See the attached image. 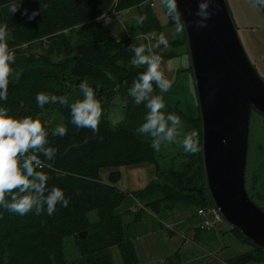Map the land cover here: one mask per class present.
I'll return each instance as SVG.
<instances>
[{
	"label": "trees",
	"instance_id": "1",
	"mask_svg": "<svg viewBox=\"0 0 264 264\" xmlns=\"http://www.w3.org/2000/svg\"><path fill=\"white\" fill-rule=\"evenodd\" d=\"M11 3L12 0H0V26H6L8 46L18 54L11 65L14 74L10 77L8 99L0 101V106L8 108L10 114L17 118L31 117L42 123L47 121L46 115L51 109L68 112L70 117H67L64 125L68 131L63 137L52 136L54 129L47 121L50 146L56 148L57 152L51 160L38 154L44 161V167L37 170L48 175L50 186L63 188L71 199L67 208L58 205L52 216L46 212L20 216L0 209V264H66L65 243L72 236L78 239L77 248L82 256L78 259L79 264H83L84 260H89L90 264H114L113 260L102 262L96 258L110 251L114 245L120 247L124 264H139L132 227L141 218L136 216L133 222H126L124 212L120 210L136 197L114 184L105 183L100 177V170L103 167L150 161L165 177L168 167L160 162L157 151L151 147V140L136 131L144 122V115L137 106L133 107L135 104L128 95V89L139 74L146 71V67L127 69L126 63L133 57L129 46L134 42L127 38L124 31L115 37L96 18L113 8L118 11L136 8L138 16L147 17L142 24L138 23L141 32L159 33L163 31V25L148 0H118L117 5L115 0H24L20 11L14 15L8 11ZM42 3L44 10L35 20L28 21L21 14L24 8L30 12L40 9ZM41 40L53 45L51 53L57 54L58 61L45 54H29L20 47ZM162 46L156 49L161 60L174 55L172 50L161 53L159 49ZM79 79L87 80L93 87L99 86L98 96L104 102L113 87L125 100L130 98L125 119L114 126L104 116L98 132L71 124L72 100L82 99V95L72 88L73 85L78 86L76 82ZM153 87L154 94L162 95L168 108L173 109L183 119L182 122L193 121L195 116L188 115L181 108L184 102L182 97L174 98V103L170 104L166 100L170 95L164 96L155 84ZM40 92L65 96L68 105L49 103L41 109L36 103V95ZM195 120L198 121L194 131L196 151L198 164L202 167L200 114ZM193 177L200 181L199 170ZM161 191L165 192L164 195L160 194ZM139 196H146L149 201L145 205L155 210H160L164 201L197 202L200 208L207 206L210 199L214 205L209 193L208 200L203 202L195 193L180 191L166 180L152 184L145 192H139ZM93 212L96 216H93ZM84 229L88 230V236L81 240L79 233ZM232 229L258 251H264L237 228ZM253 261H264V254L246 251L228 260V263L246 264Z\"/></svg>",
	"mask_w": 264,
	"mask_h": 264
},
{
	"label": "rangeland",
	"instance_id": "2",
	"mask_svg": "<svg viewBox=\"0 0 264 264\" xmlns=\"http://www.w3.org/2000/svg\"><path fill=\"white\" fill-rule=\"evenodd\" d=\"M227 1L245 49L251 61L264 78V8L255 6L254 0ZM158 10V17L163 25V31L161 33L168 40V45L165 49L172 50L174 53L173 56L168 55L161 63V70L164 72L166 78L172 82V88L168 92L163 93V95H170V97H166V100L170 104H173V94L175 93L173 90L174 83L182 84L184 88L182 89V101L184 102L181 104V108L188 115L195 116L192 122H182L181 138H183V135H194L195 124L198 123L195 119L200 114L197 91L191 72L188 41L187 38L185 39L184 27L179 29V26L173 20L171 21L166 14L163 0L159 2ZM119 14L120 16L111 15L109 18H105L101 26L108 28L110 33L115 37H119L121 31H124L127 38L133 40L135 44H149L145 35H150V33H143L138 29L136 19L138 17L137 9L131 8L129 10H123ZM20 47L29 54H35V56L45 54L47 57L58 61L57 54L51 53L53 51V45L51 44L50 46L49 42L45 40L32 44H23ZM155 51L156 48L154 49ZM17 54L16 51L15 55L17 56ZM132 58L126 63L127 69L129 67L137 68L131 64ZM119 64L123 63L119 62ZM145 67L147 66H141L137 69ZM178 89H180V86ZM72 102L74 101L72 100ZM172 112L174 113L175 111L173 109L170 110V107L168 108L167 106L166 114ZM67 117H70L68 112L58 111L57 109L49 110L46 115L47 121L52 124L54 130L58 125H65L67 123ZM109 121L111 122L110 119ZM250 129V150L253 153L255 147L259 146V144L264 146L263 119L255 111L252 113ZM145 137L151 140L150 137ZM188 153H191V150L186 152L178 144L162 146L161 151L157 152L162 164L169 167L173 166L174 168H178L179 162L181 161H189ZM250 166L251 152L248 161V170ZM113 172H116V174ZM100 177L105 183L114 184L124 192L128 194L132 193V197H136L132 198L131 202H127L120 210L124 212V220L126 222H133L137 217L141 218L132 227V232L135 235L133 241L139 264H229L228 260L246 251H255L259 255L264 254V251H258L254 245L241 239L233 231V226L224 218L218 223L217 228L200 231L196 237V224L194 222L201 220L196 215L198 210L197 202L179 203L178 200L173 203L171 201H164L161 204L160 210L146 206L145 204L149 200L146 196L140 197L139 192H145L152 184L162 183V181L166 180L162 171L159 172L153 162L140 161L121 166L103 167L100 170ZM263 181L261 177L257 183V190L260 192L262 191ZM247 186L250 190L252 187L251 180ZM164 193L163 191L160 192L161 195H164ZM262 197L264 198V192L262 193ZM137 203L141 204L138 208L136 207ZM261 203L264 205V200ZM206 205L212 206L210 199ZM92 214L96 216L95 212ZM79 239L81 238L79 237ZM77 242L78 239L75 236L66 239V264H79L78 259L82 256L78 252ZM110 253L114 264H124L118 245L112 246ZM83 264H90V261L84 260ZM246 264H264V261H253Z\"/></svg>",
	"mask_w": 264,
	"mask_h": 264
},
{
	"label": "clouds",
	"instance_id": "3",
	"mask_svg": "<svg viewBox=\"0 0 264 264\" xmlns=\"http://www.w3.org/2000/svg\"><path fill=\"white\" fill-rule=\"evenodd\" d=\"M24 0H12L8 11L14 15L20 11ZM180 0H163L166 14L174 23L182 29L181 13L178 5ZM213 0H200L196 9L195 25L207 26L209 18L213 15ZM255 6L264 8V0H254ZM44 10V5L40 9L29 11L24 8L22 15L28 21L35 20ZM137 22L142 24L147 19L146 16H138ZM9 33L6 26H0V101L8 99V89L10 77L14 74L11 67L15 63L16 55L7 43ZM149 41L153 37H147ZM161 45L167 47L168 40L161 34L155 44L137 45L133 43L129 46V51L133 53L131 64L134 67L147 66L146 71L139 74L133 85L128 89V95L135 105H144L147 114L144 122L136 129L138 134L151 138V147L157 152L162 146L178 144L184 151L193 150V136L187 134L182 136V120L175 113H167V105L162 95L154 94L153 85L166 93L172 88V82L166 78L161 70V57L155 54L154 49ZM98 87H93L87 80H81L77 85H73V91L82 95V99H76L71 103L70 123L78 128L91 129L98 132L105 116L102 98L98 96ZM36 103L43 109L46 104L68 105V98L55 94L40 92L36 95ZM125 119L122 112L111 117L115 126ZM48 122L42 123L39 119L31 117L17 118L10 114L6 107L0 106V209H5L11 213L25 216L29 213L40 215L44 212L52 216L57 211V206L67 208L70 197L61 187L50 186L49 177L42 169L44 161L38 154H42L51 160L57 149L50 146ZM67 128L58 125L51 133L52 136L67 135Z\"/></svg>",
	"mask_w": 264,
	"mask_h": 264
},
{
	"label": "water",
	"instance_id": "4",
	"mask_svg": "<svg viewBox=\"0 0 264 264\" xmlns=\"http://www.w3.org/2000/svg\"><path fill=\"white\" fill-rule=\"evenodd\" d=\"M199 2L180 0L178 8L202 119L203 166L200 181L193 178L195 188L166 181L203 202L209 193L224 219L264 248V209L252 200L246 183L251 112L264 115V78L245 49L228 1L213 0V15L207 26L198 28L193 21ZM176 84L173 98L182 97L184 89ZM87 236V230L79 233L82 240ZM96 258L112 260L110 251Z\"/></svg>",
	"mask_w": 264,
	"mask_h": 264
},
{
	"label": "flooded vegetation",
	"instance_id": "5",
	"mask_svg": "<svg viewBox=\"0 0 264 264\" xmlns=\"http://www.w3.org/2000/svg\"><path fill=\"white\" fill-rule=\"evenodd\" d=\"M113 87V90L110 91L108 95L107 101L103 102V107L105 109V116L111 120V117L115 116L117 113L122 112L124 116H126V109L129 105V100H124V96L116 91ZM129 97V96H128ZM123 102H122V101ZM121 101V102H120ZM120 102V103H119ZM137 106L142 113V115L147 114V109L144 107V105H133V107ZM253 111L257 112L256 110H252L251 112V119H250V125L252 121V113ZM259 113V112H257ZM262 116L263 123H264V115L259 113ZM201 117V116H200ZM112 122V121H111ZM198 122V121H197ZM202 124V119H201ZM193 135V134H192ZM250 140H251V129L249 130V147H248V160H247V169H246V183L248 184L251 180L252 187L249 190L248 186V193L252 200L257 203L261 208L264 209L263 203H261L264 198L262 197V193L264 192V181L262 183V191H258L257 183L260 181L261 177L264 180V146L259 144V146L255 147V151L252 153L250 150ZM193 145L194 148L191 150V153H188L189 161L187 162H179L178 168L168 167L165 175V179L168 181L174 182L175 186L180 185L182 187H191L195 188L197 185L193 180V176L196 174V172L200 169V165L198 164V155L196 151V139L193 135ZM259 149V153H258ZM251 152V166L248 170V161L250 157ZM164 165V164H163ZM183 182V183H182ZM185 184V185H184ZM259 200V201H258ZM261 203V204H260Z\"/></svg>",
	"mask_w": 264,
	"mask_h": 264
},
{
	"label": "built area",
	"instance_id": "6",
	"mask_svg": "<svg viewBox=\"0 0 264 264\" xmlns=\"http://www.w3.org/2000/svg\"><path fill=\"white\" fill-rule=\"evenodd\" d=\"M117 1L115 0V5H117ZM161 0H148V3L150 5V7L153 9V12L158 15L159 10H158V4ZM120 12L122 11H118L116 8H113L112 10L107 11L106 13L98 16L96 19L99 23H102L104 21L105 18H109L111 15H118L120 16ZM163 34L161 32H154V33H150V35H145V38L147 39V37L151 36L153 37V39L151 41H149L147 39V41L149 43H156V40L159 38V36ZM164 35V34H163ZM162 46V45H161ZM165 46H162L159 51L161 53L165 52L166 49ZM157 49V48H156ZM155 54L158 55L157 50L155 51ZM141 204L137 203L136 207L138 208ZM196 215L198 217L201 218V222L198 225V228H200L201 230H210V229H215L218 226V223H220L223 220V215L220 212V210L212 205V206H203L198 208Z\"/></svg>",
	"mask_w": 264,
	"mask_h": 264
},
{
	"label": "crops",
	"instance_id": "7",
	"mask_svg": "<svg viewBox=\"0 0 264 264\" xmlns=\"http://www.w3.org/2000/svg\"><path fill=\"white\" fill-rule=\"evenodd\" d=\"M181 222V221H180ZM179 222V223H180ZM201 222V220L199 221L198 220V222H194L196 225H195V236L197 237V235H198V233L200 232V231H206V230H199V228H198V225H199V223Z\"/></svg>",
	"mask_w": 264,
	"mask_h": 264
}]
</instances>
